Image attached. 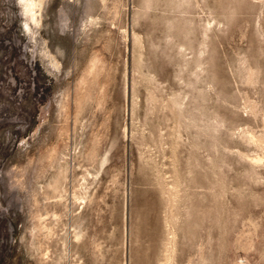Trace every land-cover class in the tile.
I'll use <instances>...</instances> for the list:
<instances>
[{"label": "rangeland", "instance_id": "rangeland-1", "mask_svg": "<svg viewBox=\"0 0 264 264\" xmlns=\"http://www.w3.org/2000/svg\"><path fill=\"white\" fill-rule=\"evenodd\" d=\"M0 264H264V0H0Z\"/></svg>", "mask_w": 264, "mask_h": 264}, {"label": "bare ground", "instance_id": "bare-ground-1", "mask_svg": "<svg viewBox=\"0 0 264 264\" xmlns=\"http://www.w3.org/2000/svg\"><path fill=\"white\" fill-rule=\"evenodd\" d=\"M31 4H32V3H31ZM31 4H30V5H31Z\"/></svg>", "mask_w": 264, "mask_h": 264}]
</instances>
